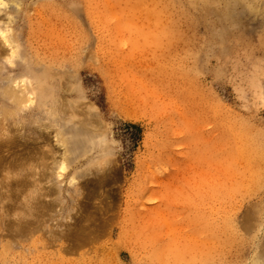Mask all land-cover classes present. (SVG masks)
<instances>
[{"label":"rangeland","instance_id":"obj_1","mask_svg":"<svg viewBox=\"0 0 264 264\" xmlns=\"http://www.w3.org/2000/svg\"><path fill=\"white\" fill-rule=\"evenodd\" d=\"M255 1H0V264L264 263Z\"/></svg>","mask_w":264,"mask_h":264},{"label":"bare ground","instance_id":"obj_2","mask_svg":"<svg viewBox=\"0 0 264 264\" xmlns=\"http://www.w3.org/2000/svg\"><path fill=\"white\" fill-rule=\"evenodd\" d=\"M0 1H2V0H0ZM242 1H243V0H242ZM256 1H257V0H256ZM256 1H255V2H256ZM247 2H248V1H247ZM255 2L253 3V5H255ZM249 3H250V2H249ZM255 6H256V5H255ZM18 7H19V6H18ZM252 7H253V6H252ZM36 19H37V18H36ZM39 19H40V18H39ZM8 20H9V19H8ZM38 22H39V21H38ZM38 22H37V23H38ZM68 24H69V23H68ZM37 25H39V24H37ZM37 25H36V26H37ZM5 26H6V25H5ZM3 27H4V26H3ZM36 31H37V30H36ZM11 34H12V33H11ZM14 34H15V33H14ZM32 34H33V32H32ZM35 35H36V34H35ZM36 36H37V35H36ZM36 36H35V37H36ZM37 39H38V38H37ZM39 41H40V40H39ZM2 42H3V41H1V44H2ZM7 42H8V41H7ZM32 42H33V41H32ZM35 42H36V41H35ZM17 44H18V43H17ZM21 45H22V44H21ZM4 46H5V45H3V46L0 45V52H5V51H6V49H5ZM19 47H20V46H18V48H19ZM13 51H14V50H13ZM33 55H34V54H33ZM36 62H37V61H36ZM8 63H9V62H8ZM11 64H12V63H11ZM1 67L3 68V70H5V69H4V66H1ZM35 67H36V66H35ZM2 68H0V69L2 70ZM39 68H40V67H39ZM32 72H33V71H32ZM17 75H18V74H17ZM20 75H21V74H20ZM36 75H37V74H36ZM15 77H16V76H15ZM18 77H20V76H18ZM7 78H8V77H7ZM21 78H23V77H21ZM9 79H11V78H9ZM15 79H16V78H15ZM15 79H12V80H15ZM18 79H19V78H18ZM23 79H24V78H23ZM16 81H17V80H16ZM23 81H24V80H23ZM23 81H22V82H23ZM18 83H19V82H18ZM24 83H25V82H24ZM3 84H4V83H3ZM42 84H43V83H42ZM24 86H25V85H24ZM0 89H2V88H0ZM1 91H2V90H1ZM4 91H5V89H4ZM23 91H24V88H23ZM22 93H23V92H22ZM27 93H28V92H27ZM27 93H26V95H27ZM30 93H31V92H30ZM22 95H23V94H22ZM1 96H3L2 93H1ZM5 96H6V94L4 95V97H5ZM7 96H8V94H7ZM10 96H11V95H10ZM10 96H9V98H11V100H10V99H9V100H10L11 102H13L14 105H15V103H16V99L13 98V97H10ZM23 96H24V95H23ZM23 96L20 97V98H25V96H24V97H23ZM27 96H28V95H27ZM7 98H8V97H7ZM12 99H15V102H14ZM28 99L30 100V97H29V96H28ZM28 99L26 98V99H24V100L27 101ZM0 100H1V99H0ZM4 100H5V102H8L6 99H4ZM18 100H19V97H18ZM24 100H23V101H24ZM29 100H28V101H29ZM11 102H10V104H12ZM17 102L20 103L21 101H17ZM30 102H31V100L29 101V103H30ZM8 103H9V102H8ZM23 103H24V104H25V103L28 104V102H23ZM79 103H80V102H79ZM21 104H22V102H21ZM27 104H26V105H27ZM80 104H81V103H80ZM14 105H13V106H14ZM17 105H18V104H17ZM63 106H65V105H63ZM69 106H70V105H69ZM71 106H72V105H71ZM75 106H77V105H75ZM11 107H12V106H11ZM72 107H73V106H72ZM77 107L79 108V106H77ZM82 107H83V105H82ZM87 107H88V106H87ZM74 108H76V107H74ZM11 109H12V108H11ZM64 109H65V107H64ZM72 109H73V108H72ZM5 110H6V109H5ZM13 110L16 111V109H14V108H13ZM17 110H18V109H17ZM62 110H63V109H62ZM68 110H69V108H68ZM73 110H74V109H73ZM84 110H86V109H84ZM84 110H83V111H84ZM1 111H2V110H1ZM6 111H7V110H6ZM6 111H5V112H6ZM14 111H13V112H14ZM63 111H64V110H63ZM75 111H77V110H75ZM75 111H74V113H73V111H70V112H72V113L69 112L70 115H71V114H75ZM93 111H94V110H93ZM7 112H9V111H7ZM66 112H67V111H65V113H66ZM80 113H81V111H80ZM7 114H9V113H7ZM10 114H11V113H10ZM66 114H67V113H66ZM76 114H78V113H76ZM83 114H84V113H83ZM83 114H82V115H83ZM92 114H95V113H92ZM92 114H91V115H92ZM82 115H81V116H82ZM84 115H87V114H84ZM71 116H74V115H71ZM75 116H76V115H75ZM87 116H88V118H89V112H88V115H87ZM87 116H86V117H87ZM84 117H85V116H84ZM94 118H95V117H94ZM90 119H91V118H90ZM95 119H96V118H95ZM83 120H84V119H83ZM76 121H77V120H76ZM76 121H75V122H76ZM92 121H93V120H92ZM94 121H95V120H94ZM81 122H82V121H81ZM81 122H80V123H81ZM96 122H97V121H96ZM94 123H95V122H94ZM85 124H86V123H85ZM72 125H73V124H72ZM72 125H71V126H72ZM75 125H76V124H75ZM86 125H87V124H86ZM94 125H95V124H94ZM94 125L92 124L93 128H94ZM98 125H100V124H98ZM96 126H97V124H96ZM69 127H70V124H69ZM87 127H88V126H87ZM70 128H71V127H70ZM79 128H80V127H79ZM89 128H91V127L89 126ZM91 129H92V128H91ZM79 130H80V129H79ZM86 130H87V129H86ZM88 130H89V129H88ZM92 130H93V129H92ZM92 130H90V131H92ZM81 131H82V130H81ZM74 132H75V134L78 133L77 130H76V131L74 130ZM79 134H80V133H79ZM77 135H78V134H77ZM8 137H9V136H8ZM10 138H11V137H10ZM45 138L47 139V135H46ZM77 138H78V137H77ZM81 138H82V137H81ZM47 140H48V139H47ZM78 140H79V139H78ZM87 140H89V139H87ZM11 141H12V140H11ZM19 141H20V140H19ZM76 141H77V140H76ZM76 141H75V142H76ZM79 141H80V140H79ZM5 142H6V141H5ZM12 142H13V141H12ZM15 142H16V141H15ZM21 142H22V141H21ZM77 142H78V141H77ZM89 142H90V141H89ZM18 143H19V142H18ZM82 143H83V142H82ZM90 143H91V142H90ZM12 144H13V143H12ZM25 144H26V143H25ZM85 144H86V143H85ZM87 144H88V142H87ZM8 145H9V144H8ZM80 145H82L81 142H80ZM90 145H91V144H90ZM17 147H18V146H17ZM28 147H29V146H28ZM76 147H77V146H76ZM78 147L80 148L79 144H78ZM86 147H88V145H87ZM86 147H85V148H86ZM7 148H8V147H7ZM9 148H10V147H9ZM20 148H21V147H20ZM23 149H24V146H23ZM26 149H27V148H26ZM89 149H90V148H89ZM5 150H6V149H5ZM35 150H36V149H35ZM80 150H81V149H80ZM7 151H8V150H7ZM17 152H18V151H17ZM17 152H15V153H17ZM32 152H33V151H32ZM35 152H36V151H35ZM80 152H81V151H80ZM80 152H79V153H80ZM7 154H8V153H7ZM24 155H25V154H24ZM26 155H27V154H26ZM26 155H25V157H26ZM29 155H30V154H29ZM34 155H35V154H34ZM41 155H42V156H40V157L43 158V157H44L43 154H41ZM14 156H15V155H14ZM14 156H13V157H14ZM30 156H31V155H30ZM18 157H19V156H18ZM38 157H39V156H38ZM5 158H6V157H5ZM11 158H12V156H11ZM21 158H22V157H21ZM21 158H20V160H21ZM29 158H30V157H29ZM44 158H45V157H44ZM46 158H47V157H46ZM14 159H15V157H14ZM30 159H31V158H30ZM30 159H29V160H30ZM9 160H10V159H9ZM11 160H12V159H11ZM17 160L19 161V159H17ZM17 160H16V163H17ZM25 160H26V159H25ZM29 160H27V161H29ZM39 160H40V159H39ZM42 160H43V159H42ZM45 160H46V159H44V161H45ZM104 160H105V159H104ZM40 161H41V160H40ZM102 161H103V160H102ZM9 162H10V161H9ZM11 162H12V161H11ZM20 162H23V161H20ZM103 162H104V161H103ZM105 162H106V161H105ZM6 163H8V162H6ZM16 163H15V161H14V164H16ZM18 163H19V162H18ZM18 163H17V164H18ZM39 163H40V162H39ZM8 164H9V166L12 164V168H13V166H14L13 163H11V164L8 163ZM22 164H23V163H22ZM48 164H49V163H48ZM103 164H104V163H103ZM6 165H7V164H6ZM24 165H25V164L21 165L22 168H23ZM9 166H8V167H9ZM15 166H16V165H15ZM21 166H20V167H21ZM32 166H33V165H32ZM50 166H51V165H50ZM5 167H6V166H5ZM18 167H19V165H18ZM60 167H62V166H60ZM87 167H88V166H87ZM94 167H95V166H94ZM84 168H86V167H84ZM96 168L98 169V167H96ZM96 168H95V169H96ZM30 169H31V168H30ZM35 169H36V168H35ZM35 169H34V172H35ZM39 169H40V168H39ZM39 169H38V170H39ZM92 169H93V167H92ZM97 169H96V170H97ZM12 170H13V169H12ZM101 170H102V169H101ZM101 170H100V172H101ZM27 171H28V170H27ZM78 171H79V170H78ZM10 172H11V171H10ZM79 172H80V171H79ZM81 172H82V171H81ZM85 172H88V171H85ZM108 172H109V171H108ZM25 173H26V172H25ZM38 173H39V172H38ZM77 173H78V172H77ZM101 173H102V172H101ZM28 174H29V173H28ZM30 174H31V172H30ZM85 174H86V173H85ZM19 175H21V174H19ZM35 175H36V174H35ZM76 175H77V174H76ZM92 175H93V174H92ZM97 175H98V174H97ZM23 176H24V175H23ZM93 176H94V175H93ZM10 177H11V176H10ZM13 177H14V176H13ZM13 177H11V178L13 179ZM19 177H20V176H19ZM36 177H37V176H36ZM3 178H4V177H3ZM3 178H2V179H3ZM11 178H10V179H11ZM24 178H25V177H24ZM30 178H31V177H30ZM33 178H34V177H33ZM42 178H43V177H42ZM73 178H74V176H73ZM82 178H83V177H82ZM88 178H89V177H88ZM92 178H93V177H92ZM0 179H1V178H0ZM39 179H41V178H39ZM80 179H81V178H79V180H80ZM85 179H86V178H85ZM89 179H91V178H89ZM83 180H84V179H83ZM102 180H103V179H102ZM89 181H90V180H89ZM1 182H2V180H1ZM8 182H9V180H8ZM76 182H77V181H76ZM85 182H86V181H85ZM3 183H4V182H3ZM5 183H6V182H5ZM87 183H88V182H87ZM9 184H10V183H9ZM4 185H5V184H4ZM75 185H77V184H75ZM97 185H98V184H97ZM14 186H15V185H14ZM11 187H12V186H11ZM17 187H18V186H17ZM22 187H23V186H22ZM91 187H92V186H91ZM95 187H97V186H95ZM0 188H1V186H0ZM89 188H90V187H89ZM8 189H9V188H8ZM16 189H17V188H16ZM12 191H13V190H12ZM12 191H11V192H12ZM22 191H23V190H22ZM77 191H78V190H77ZM9 192H10V191H9ZM16 192H17V191H16ZM16 192H15V193H16ZM20 192H21V191H20ZM23 192H24V191H23ZM93 192H94V191H93ZM93 192H92V193H93ZM17 194H19V193L17 192ZM25 194H26V193H25ZM15 195H16V194H15ZM0 196H1V195H0ZM8 196H9V194H8ZM11 196H12V195H11ZM18 196H19V195H18ZM12 197H13V196H12ZM20 197H21V196H20ZM38 197H39V196H38ZM86 197H87V196H86ZM9 198H10V196H9ZM13 198H14V197H13ZM32 198H33V197H32ZM34 198H35V197H34ZM39 198H40V197H39ZM159 198H160V197H159ZM0 199H1V198H0ZM10 200H11V199H10ZM18 200H19V199H18ZM27 200H28V199H27ZM31 200H32V199H31ZM38 200H39V199H38ZM33 201H34V200H33ZM88 201H89V200H88ZM100 201H101V200H100ZM30 202H31V201H30ZM35 202H36V201H34L33 203H35ZM27 203H28V202H27ZM28 204H29V203H28ZM39 204H40V203H39ZM30 205H31V203H30ZM35 205H36V204H35ZM80 205H81V203H80ZM84 205H85V204H84ZM2 206H5V205H2ZM44 206H45V204H44ZM44 206H43V207H44ZM46 206H47V205H46ZM77 206H78V205H77ZM6 207H7V206H6ZM39 207H40V206H39ZM79 207H81V206H79ZM3 208H4V207H3ZM11 208H13V207H11ZM11 208H10V209H11ZM22 208H23V207H22ZM36 208H37V207H36ZM85 208H86V207H85ZM87 208H88V207H87ZM84 210H85V209H84ZM84 210H83V211H84ZM88 210H89V209H87L86 212H89V211H90V210H89V211H88ZM36 211H37V209H36ZM4 212H5V211H4ZM8 212H9V210H8ZM37 212H39V211H37ZM91 212H92V211H91ZM91 212H90V213H91ZM33 213H34V212H33ZM85 214H86V213H85ZM99 214H100V213H99ZM86 215H87V214H86ZM92 215H93V214H92ZM94 215H95V214H94ZM34 216H35V214H34ZM93 217H94V216H93ZM93 217H91V215H90V218H93ZM87 218H88V217H87ZM94 218H95V217H94ZM94 218H93V219H94ZM3 219H4V218H3ZM30 219H32V218H30ZM34 219H35V218H34ZM37 219H39V218H37ZM37 219H36V220H37ZM28 220H29V219H28ZM7 221H8V220H7ZM7 221H6V223H8ZM18 221H19V220H18ZM21 221H22V220H21ZM26 221H27V220H26ZM26 221H22V222L24 223V222H26ZM29 221H30V220H29ZM29 221H28V222H29ZM38 221H39V220H38ZM38 221H37V222H38ZM79 221H81V220H79ZM91 221H92V220H91ZM19 222H20V221H19ZM30 222H32V221H30ZM81 222H83V221H81ZM2 223H3V222H2ZM26 223H27V222H26ZM34 223H35V222H34ZM76 223L80 224V222H76ZM83 223H84V222H83ZM83 223H81V224L84 225ZM92 223H93V222H92ZM92 223H91V224H92ZM0 224H1V222H0ZM4 224H5V223H4ZM16 224H17V223H16ZM24 224H25V223H24ZM27 224H28V223H27ZM85 224H86V223H85ZM20 225H21V224H20ZM25 225H26V224H25ZM29 225H30V224H29ZM75 225H76V224H75ZM89 225H90V224H89ZM89 225H87V226L89 227ZM94 225H95V224H94ZM17 226H18V225H17ZM76 226H77V225H76ZM25 227H26V226H25ZM77 227L79 228V225H78ZM77 227H76V228H77ZM90 227H92V226H90ZM3 228H4V227H2L1 230H3ZM78 228H77V229H78ZM80 228H81V227H80ZM84 228H85V227H84ZM93 228H94V227H93ZM11 229H12V228H11ZM13 229H14V228H13ZM38 229H39V228H38ZM72 229H73V228H72ZM87 229H88V228H87ZM4 230L6 231V229H4ZM16 230H19V229H18V228H17V229H14V231H16ZM73 230H74V229H73ZM8 231H9V230H8ZM11 231H12V230H11ZM68 232H70V231H68ZM73 232H74V231H71V233H73ZM75 232H76V229H75ZM7 233H8V232H7ZM12 233H13V232H12ZM64 233H65V232H64ZM73 234H74V233H73ZM76 234H77V233H76ZM76 234H75V235H76ZM79 234L82 235V233H78V235H79ZM8 235L10 236V234H8ZM78 235H77V236H78ZM4 236H7V235H4ZM12 237H13V236H12ZM14 237H15V235H14ZM14 237H13V239H14ZM17 237H18V236H17ZM78 237H79V236H78ZM80 237H81V236H80ZM46 238H47V237H46ZM46 238H45V239H46ZM76 238H77V237H76ZM17 239H18V238H17ZM35 239H36V238H35ZM37 239H38V238H37ZM66 239H68V238H66ZM14 240H16V238H15ZM19 240H22V239H19ZM24 240H25V239H24ZM47 240H50V239H47ZM53 240H54V239H53ZM76 240H77V239H76ZM25 241H26V240H25ZM68 241H69V243H71V242H70L71 239L68 240ZM14 242L17 243L16 241H14ZM52 242H53V241H52ZM84 243H87V242H84ZM18 244H19V243H18ZM45 244H46V243H45ZM48 244H50V243H48ZM16 245H17V244H16ZM19 245H20V244H19ZM19 245H17V246H19ZM34 246H35V245H34ZM66 246H67V245H66ZM66 246H65V247H66ZM65 247H64V248H65ZM69 247H70V246H69ZM71 247H72V246H71ZM74 248H75V247H74ZM67 249H68V248H67ZM67 249H66V250H67ZM261 250H263V249L261 248ZM263 255H264V253H263ZM255 258H256V257H255ZM258 258H259V257H258ZM262 258H263V256H262ZM255 260H256V259H255ZM259 260H260V259H259ZM251 261H252V259H251ZM257 261H258V260H257ZM260 261H261V260H260ZM260 261H258V264H259ZM263 261H264V260H263ZM255 262H256V261H254V263H255ZM63 263H64V262H63ZM251 263L254 264L253 262H251ZM256 263H257V262H256ZM256 263H255V264H256ZM67 264H68V262H67ZM260 264H261V263H260ZM263 264H264V263H263Z\"/></svg>","mask_w":264,"mask_h":264}]
</instances>
